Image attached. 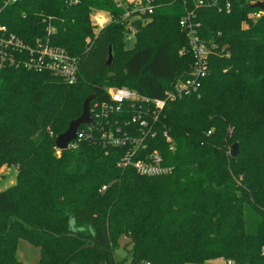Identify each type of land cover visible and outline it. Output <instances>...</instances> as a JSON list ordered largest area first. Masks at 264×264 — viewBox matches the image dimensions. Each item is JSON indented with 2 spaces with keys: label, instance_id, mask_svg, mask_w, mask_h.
Wrapping results in <instances>:
<instances>
[{
  "label": "trees",
  "instance_id": "obj_1",
  "mask_svg": "<svg viewBox=\"0 0 264 264\" xmlns=\"http://www.w3.org/2000/svg\"><path fill=\"white\" fill-rule=\"evenodd\" d=\"M119 1L70 7L61 0H20L0 14V25L26 43L53 26L51 44L78 61L72 85L23 66L0 67V168H17L15 184L0 190V264H27L17 257L20 240L39 250L38 264H117L112 253L122 235L130 239L134 263L224 258L264 264V14L249 20L253 10L240 0H232L229 14L196 9V0H152V14L143 16L149 21H132L129 44L130 19H123ZM92 9L111 16L97 32ZM187 11L195 12L198 35L210 50L199 88L166 104L154 137L126 126L124 111L108 124L96 120L90 138L56 157L55 137L79 118L90 95V108L108 100L109 87L162 99L189 77L193 57L179 54L188 43L179 26ZM116 126L143 140L135 159L158 150L172 172L146 177L119 167L132 145L101 139ZM229 143L239 145L235 158L226 153ZM89 241L93 247L71 256Z\"/></svg>",
  "mask_w": 264,
  "mask_h": 264
},
{
  "label": "built area",
  "instance_id": "obj_2",
  "mask_svg": "<svg viewBox=\"0 0 264 264\" xmlns=\"http://www.w3.org/2000/svg\"><path fill=\"white\" fill-rule=\"evenodd\" d=\"M20 0H0V14L3 9L15 5ZM67 6H77L84 0H61ZM246 6L263 4L264 0H240ZM118 7L124 8L123 19L129 18L130 23L127 26V40L129 44L134 39L136 30L132 25V21L141 20L143 24L149 19L144 20L143 16L152 14V0H120L117 2ZM196 9L198 8H217L218 12L223 11L229 14L232 8V0H224L219 5L218 0H196L194 2ZM247 18L256 21L264 14V9H251ZM92 9L89 15L90 24L97 32L111 21L109 13ZM246 26V24H243ZM180 28L187 37V47L180 50L179 54H190L193 57V66L189 77L184 81L174 85L172 91L165 93L162 99H150L141 96L134 90L126 87H109L106 89L108 100L106 102L94 103L92 108L89 107L91 123L86 124V130L77 131L76 140L73 141L69 148L74 147L75 142H79L83 138L91 137V130L96 120L104 121L108 124L109 116L119 115L127 111L129 119L125 125H138L142 130V134L154 137V123L157 122L158 115L163 111L168 102L174 101L177 97L195 92L200 86L202 79L208 70V58L210 50L208 46L200 39L198 35L199 23L195 21V12L187 11L179 21ZM55 28L50 26L47 28L44 37H37L31 43H26L13 33H9L7 28L0 25V67L13 65L23 66L28 71L36 73H49L56 78L62 80L67 85L75 83L78 73V61L76 58L68 54V52L58 46L52 45L51 36L54 35ZM149 119V120H148ZM163 137L168 144H172L171 137L164 132ZM101 139L106 144L115 147H124L131 144L132 147L121 158L118 166L125 168L130 166L140 176L159 177L169 175L172 167L166 164L162 154L158 150H153L143 156V158L135 159L134 155L141 146L143 140L133 139L127 132L121 130L120 127H114V132L103 131ZM144 148L143 145L141 146ZM173 150V146L170 147ZM105 186L101 191L105 190ZM261 255L264 256V246L261 248ZM224 264H234L231 260H226Z\"/></svg>",
  "mask_w": 264,
  "mask_h": 264
},
{
  "label": "rangeland",
  "instance_id": "obj_3",
  "mask_svg": "<svg viewBox=\"0 0 264 264\" xmlns=\"http://www.w3.org/2000/svg\"><path fill=\"white\" fill-rule=\"evenodd\" d=\"M101 11L103 13V16L106 17V14H104L105 11L103 10H97ZM242 28H245L243 25ZM51 134V133H50ZM52 135V134H51ZM227 135H228V141L230 142L232 140L233 136V129L228 128L227 129ZM56 139V137H55ZM234 143H229L227 145V154L229 153L230 146ZM54 155L56 157L60 156V150H58L56 147L54 149ZM16 175H17V168L15 167H9L6 165H3L0 168V190H4L7 187L15 184L16 182ZM117 250L116 252L112 253V258L113 262L117 264H146V263H134L131 260V249L132 245L130 243V239L127 236H120L117 239ZM17 257L19 261L27 264H38L39 260V250L37 248L32 247L29 245L26 241L20 240L18 244V249H17ZM226 259L221 258V259H216V260H209L206 261L204 264H224Z\"/></svg>",
  "mask_w": 264,
  "mask_h": 264
},
{
  "label": "water",
  "instance_id": "obj_4",
  "mask_svg": "<svg viewBox=\"0 0 264 264\" xmlns=\"http://www.w3.org/2000/svg\"><path fill=\"white\" fill-rule=\"evenodd\" d=\"M249 9H260L263 10L264 9V5L263 4H255V5H249L247 6ZM113 61V55H112V51H111V46H109V50H108V58H107V66H110L111 63ZM93 100V96L90 95L88 98H86L83 102L82 105V113L79 116V118L71 121L68 125V128L65 132H63L62 134H59L56 136L55 139V147L60 150H67L69 148V145L76 140V136H77V131L79 129V127L81 125H86L91 123V117H90V111H89V106H90V102ZM239 152V145L237 143H234L231 145L229 153L230 156L232 158H235L237 156ZM73 236V235H72ZM88 246H92L93 244L91 241H89L88 244H85L83 246H81L78 250H76L71 256H74L75 254H78L79 252H81L82 250H84L86 247Z\"/></svg>",
  "mask_w": 264,
  "mask_h": 264
}]
</instances>
